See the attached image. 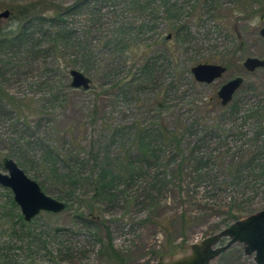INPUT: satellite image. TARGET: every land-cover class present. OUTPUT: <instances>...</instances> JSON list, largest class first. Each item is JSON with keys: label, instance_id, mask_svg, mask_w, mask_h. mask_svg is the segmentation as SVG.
Instances as JSON below:
<instances>
[{"label": "rangeland", "instance_id": "1", "mask_svg": "<svg viewBox=\"0 0 264 264\" xmlns=\"http://www.w3.org/2000/svg\"><path fill=\"white\" fill-rule=\"evenodd\" d=\"M30 1L0 0V13L10 12L8 19L0 20V31L16 27L18 20L12 9ZM41 1L44 7L65 8L77 0ZM173 2L186 12L191 8L188 0ZM127 6L125 0H111L103 3L98 26L89 23L86 10L69 19V26L77 30L81 40L90 31L89 38L95 43L102 36H111L120 23H134V12ZM261 17L264 13L236 19L233 29L230 24V29L214 33H208L216 25L209 19L200 27L193 20L179 18L180 22L190 21V37L185 44L172 40L173 54L162 45L151 49L146 58L155 60L152 77L143 72L141 62H126L116 47L120 45L122 52H127L132 46L141 56L143 45L152 43L153 39H147L153 35L138 38L136 28L126 36L118 37L117 33L108 39L107 47L100 48L102 62L92 73L80 67L70 69L91 80L88 90L72 88L70 74L65 76L64 70L57 68L50 53H26L22 47L2 53L0 88L36 114L29 123L31 133H37L35 142L40 143L29 147L23 165L16 159H3L14 160L46 195L69 204V208L57 214L41 212L25 222L19 206H13V192L0 185V263L172 264L191 260L197 252L222 248L229 242L218 238L223 231L263 211L264 178L245 171L239 180L232 181L220 167L222 163L214 159L225 153L228 159L256 155L264 160V147L251 144L257 129L264 126L259 117L264 113V68L249 72L243 66L247 58H264ZM160 18L164 22L158 21L156 33L170 25L163 14ZM203 63L226 65L228 71L210 85L198 84L191 69ZM235 77L244 80L242 87L230 104L219 106L218 92ZM125 80L135 83L118 84ZM154 122L183 130L182 151L177 153L174 146L161 142L158 148L164 156L140 161L141 155L130 146L138 131H149ZM21 124L1 120L0 141L20 139L24 134ZM9 147L0 143V154H8ZM48 150L64 156L82 175L75 193L58 186L50 174L52 182L44 179L39 165L46 160ZM123 154L130 155L133 164L129 174L116 179L112 199L98 198L101 170H108L106 165L109 170L114 168L116 158ZM168 157L173 158L169 165ZM182 158L190 163L183 180L178 176ZM200 158L210 174L203 180L191 173L197 167L195 159ZM229 162H223L224 168L232 166ZM262 165L264 161L257 164ZM261 172L258 170L257 175ZM0 173L8 174L2 163ZM109 243L123 263L101 254ZM209 264L257 263L255 254H247L245 245L238 243Z\"/></svg>", "mask_w": 264, "mask_h": 264}, {"label": "trees", "instance_id": "2", "mask_svg": "<svg viewBox=\"0 0 264 264\" xmlns=\"http://www.w3.org/2000/svg\"><path fill=\"white\" fill-rule=\"evenodd\" d=\"M111 0H77L71 6L62 8L60 6H43L41 0H32L26 4L19 5L13 8V13L17 16V26L7 30L0 31V55L2 53L20 49L26 53L47 52L50 53L56 61L57 68L63 69L65 76H68L70 69L80 67L86 73H92L97 66L102 62L99 59L100 48L107 47L110 40L118 33V37L128 35L132 29L136 28V36L141 37L143 35H149L147 40L153 39L152 43H146L143 45L144 54H136L135 50L130 46L127 52H122L123 49L120 45H117V53H121L124 56L126 62H141L144 65L143 72L147 73L152 77V66L154 59L146 58L151 49L155 46H164L170 54H173V46L171 45L172 40L177 44H185L190 37V21H194V24H198L200 27H204L206 20H211L216 23L214 27L208 29V33L218 32L219 29H233L232 23L237 20H246L247 17L252 15H258L264 13V0H188V5L191 4L189 12H186L184 7L174 3L173 0H125L126 4L134 14V23L125 24L120 23L117 27L118 30L112 33L111 36L105 38L100 37L97 42L89 38L91 32L87 31L86 38L81 40L80 36H77V30L72 29L69 26V19L77 16L80 11L86 10L88 21L90 24L95 26L99 25L102 16L100 13L103 9V3L110 2ZM102 7V8H101ZM164 15L165 23H170L164 32L156 33V26L160 20L164 22V18H160ZM150 15V16H149ZM187 16V17H186ZM188 20L187 22H181L178 19ZM173 21V23L171 22ZM89 24V25H90ZM231 24V27H230ZM129 26V28L127 27ZM230 27V28H229ZM236 32V31H235ZM168 33V34H167ZM167 34V36H166ZM170 35V39H168ZM143 39V38H142ZM184 39V40H183ZM32 41V44H31ZM139 41L137 40L134 46H137ZM146 45V46H145ZM154 60V61H153ZM64 67V68H63ZM70 70V71H69ZM126 81V80H125ZM125 83V84H124ZM135 80L131 82H119L120 86L123 85H134ZM176 83H170V87ZM22 100L15 98L6 92L3 88H0V121H6L8 123H14L21 121V128L24 130V134L20 139H10L0 141V143L9 144L8 154H0V165L1 159L9 157L16 159L23 165V160L29 157V147L36 146V132L31 133L32 127L29 120H32L36 114L24 105ZM161 111V110H160ZM248 117H251V113ZM253 117V115H252ZM260 120L264 121V113L259 115ZM143 129L138 131L139 136L134 138L131 148L141 155L140 161L156 159L160 157V150L158 145L161 142L165 145H171L176 149L177 153L182 151L183 141L185 133L181 128L171 129L167 124L163 123L160 125L157 122L152 124L150 130ZM150 133V136H148ZM146 135V136H145ZM264 126H260L251 141V144L259 149L264 147ZM32 140V141H31ZM261 143V144H260ZM252 152L249 151L248 154ZM247 154V155H248ZM130 155L123 154L120 158H116L114 168L108 170H101L98 177V187L96 196L104 197L106 199H112L114 197V183L117 178H125L129 174L130 168L133 164L131 163ZM46 160H42L39 165V169L44 173V179L46 178L47 183L52 182V176L56 177L57 185L66 187L76 192L77 187L82 182V175L75 170L74 167L69 164L68 159L64 158L57 151L48 150L44 155ZM221 168L224 172L232 179L237 181L241 175L246 171L251 173L252 176L264 178V165L257 166V164L264 160H259L256 155L249 156H234L232 158L227 157V154L220 153L217 158ZM168 165L172 163L173 158L168 157ZM196 166L191 173L195 174V178L199 180L205 179L210 176L209 172H205L203 169L204 161L203 158L200 160L195 159ZM230 161L224 168L223 162ZM63 163V164H62ZM186 163V164H185ZM187 158H182L178 165V176L183 180V176L186 175L185 167H190V163L187 165ZM3 165V163H2ZM255 167H258L257 170ZM180 169V171H179ZM191 169V168H190ZM182 170V171H181ZM262 171L261 174L257 171ZM52 175V176H49ZM256 174V176H255ZM96 180V181H97ZM44 180V184H46ZM113 201V200H111ZM16 205L13 201V206ZM66 208H69V204L66 203ZM21 220L23 217L21 216ZM101 254L108 255L109 257L118 258L123 260L121 256L114 250L113 246L109 243L103 246ZM0 261H3L0 259ZM123 263V261H122ZM1 264V263H0Z\"/></svg>", "mask_w": 264, "mask_h": 264}, {"label": "water", "instance_id": "3", "mask_svg": "<svg viewBox=\"0 0 264 264\" xmlns=\"http://www.w3.org/2000/svg\"><path fill=\"white\" fill-rule=\"evenodd\" d=\"M9 11L0 13L1 19H8ZM263 20L264 17H261ZM264 39V27L260 31ZM170 37V36H169ZM249 72L264 68V58H247L243 64ZM226 69L219 65L200 64L192 68V74L199 83L211 84L219 79ZM71 86L74 89L88 90L91 80L78 70H71ZM243 84L242 78H237L222 87L218 96L222 105L227 106L233 99L237 90ZM8 174L0 173V185L12 190L14 201L19 206L25 222L32 221L41 212L61 213L66 209V204L46 195L39 184L30 179L17 163L9 158L2 161ZM218 238H227L229 242L220 249H207L197 252L191 260L179 261L172 264H209V262L221 253L228 250L234 244H243L249 255L255 254L257 264H264V210L248 218L240 220L223 231ZM216 241L210 240V244Z\"/></svg>", "mask_w": 264, "mask_h": 264}, {"label": "flooded vegetation", "instance_id": "4", "mask_svg": "<svg viewBox=\"0 0 264 264\" xmlns=\"http://www.w3.org/2000/svg\"><path fill=\"white\" fill-rule=\"evenodd\" d=\"M263 21H264V19H263ZM203 64H204V63H203ZM205 64H207V63H205ZM199 65H200V64H199ZM209 65H219V66L224 67V68L226 69V71L223 73V75L228 71V66H226V65H225V66H223V65H221V64H209ZM196 66H197V65H196ZM193 68H194V67H193ZM191 73H192V69H191ZM192 75H193V74H192ZM223 75H222V76H223ZM222 76H221V77H222ZM193 77H194V76H193ZM221 77H220V78H221ZM220 78H219V79H220ZM237 78H241V77L231 78V79H230L229 81H227L224 85H226L227 83H229V82H231V81H233V80H235V79H237ZM194 79H195V78H194ZM217 80H218V79H217ZM195 81H196V80H195ZM215 81H216V80H215ZM215 81H214V82H215ZM196 82H197V81H196ZM214 82H213V83H214ZM197 83H198V84H204V83H199V82H197ZM243 83H244V80H243ZM211 84H212V83H211ZM207 85H210V84H207ZM224 85H223V86H224ZM242 85H243V84H242ZM242 85H241V87H242ZM223 86H222V87H223ZM241 87H240V88H241ZM240 88H239V89H240ZM221 89H222V88H221ZM221 89H220V90H221ZM239 89H238V90H239ZM238 90H237V92H238ZM237 92H236V93H237ZM218 93H219V92H218ZM236 93H235V94H236ZM234 96H235V95H234ZM233 98H234V97H233ZM217 100H218V102H219V106L225 107V106L222 105V100L219 98L218 94H217ZM232 100H233V99H232ZM229 104H230V103H229ZM10 190H11V189H10ZM11 191H12V190H11ZM14 202H15V201H14ZM15 204H16V203H15ZM23 220H24V218H23Z\"/></svg>", "mask_w": 264, "mask_h": 264}]
</instances>
